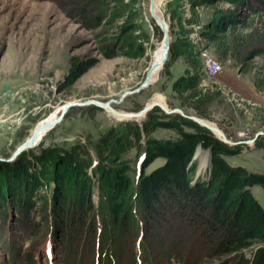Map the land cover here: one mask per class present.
<instances>
[{
	"label": "rangeland",
	"instance_id": "1",
	"mask_svg": "<svg viewBox=\"0 0 264 264\" xmlns=\"http://www.w3.org/2000/svg\"><path fill=\"white\" fill-rule=\"evenodd\" d=\"M72 1L78 5L92 2L0 0V159L10 158L29 139L32 130L37 129L38 122L52 116L65 104L90 100L101 103L118 101L126 92L136 90L146 78L151 54L163 34L161 30L158 35L154 32V26L158 25L150 18L149 0L140 3L143 9L141 22L149 34V41L144 43L143 53L137 57L116 54L104 57L101 51L105 45L115 43L118 25L103 24L86 29L77 19L69 17L74 9ZM158 5L171 29L166 1L158 0ZM219 6L229 7L225 3ZM184 7L188 9L187 5ZM105 8L101 5L100 10ZM210 13L209 9L200 10L201 24ZM255 23L264 38V13L256 18ZM190 38L202 48L203 80L200 88L204 93L217 95L205 117L197 116L187 105L183 106V99L171 90L173 81L187 68L181 60L173 63L168 73L165 72V62L161 66L159 81L140 93L129 95L120 104L112 103L111 107L125 113H139L156 94H160L169 109H180L186 115L213 123L224 133L230 142L227 144L229 147H240L238 153L226 158L231 166L264 175V143L257 145L264 142V44L256 45V48L246 47L241 56L224 60L195 34H190ZM91 58H97V64L73 84L65 86L75 65ZM209 61L222 65L221 74L214 78H208L204 72ZM125 120H117L109 115L107 109L94 105L75 106L30 150L38 153L42 147L49 146L69 150L80 144L90 150L94 167L96 158L92 149L95 142L101 134ZM130 121L142 123L136 119ZM154 135L159 139L176 137L174 132L163 129ZM210 155L209 150L198 146L189 164H195L196 174L198 172L204 179L208 178L211 168ZM130 156H135V151ZM205 159V166L201 167ZM161 164L162 161H157L154 167ZM252 193L264 209V188L254 186ZM98 203L96 193L93 197L95 209ZM41 206L38 203L25 216L6 207L10 217L7 220L0 217V264H13L17 260H24V264L28 262L25 260H34L35 264H101L98 255L101 227L112 224L104 212L98 213L94 209L93 216L100 223L91 233L89 229L85 230V227L89 228L91 218L82 230L78 213L73 218V213L70 214L63 234L57 238L43 221L45 213ZM178 206L176 201H168L151 219L144 212L139 218L148 219L147 223H150L149 226L144 224L145 232L136 233L132 226L121 237L114 238L112 244L123 253L119 264L143 262L145 250L141 249V244L150 254L146 264L152 260L161 264H182L183 261L184 264H250L256 251L264 246L258 244L238 255L209 259L208 242L196 234L195 224L189 221L190 212L180 214L176 212ZM25 220H29L31 228L26 229ZM144 233L147 235L145 239ZM105 243L106 247L110 245Z\"/></svg>",
	"mask_w": 264,
	"mask_h": 264
},
{
	"label": "trees",
	"instance_id": "2",
	"mask_svg": "<svg viewBox=\"0 0 264 264\" xmlns=\"http://www.w3.org/2000/svg\"><path fill=\"white\" fill-rule=\"evenodd\" d=\"M165 1L173 36L165 72L179 60L187 65L183 75L173 81L171 90L183 99V106L205 117L217 95L204 93L200 88L202 48L190 34L204 40L205 46L214 49L224 60L239 57L246 47L264 44L255 23L264 13V0ZM141 2L92 0L78 5L72 1L74 9L68 15L86 29L103 24L118 25L115 43L105 45L102 55L137 57L143 53L144 43L149 41L141 22ZM222 3L229 7L221 8ZM101 5L106 8L100 10ZM203 9L211 13L201 24L200 10ZM154 32L161 34L158 26H154ZM97 62V58H91L77 63L65 86L73 84ZM160 129L172 131L176 137L159 139L154 134ZM261 143L264 142L257 145ZM198 146L211 154L206 179L196 174L195 164L189 165ZM239 149L229 147L209 130L180 114L168 115L154 108L141 125L125 120L101 134L92 149L96 158L94 167L90 150L80 144L69 150L42 147L38 153L23 152L12 163L0 162V217L6 220L10 217L5 210L7 206L24 215L40 203L45 213L43 221L51 227L54 237L63 234L72 213V218L78 213L82 230L91 218L89 228L85 227L91 233L100 223L93 216V197L97 193L99 205L95 210L104 212L112 221L109 226L101 225L99 262L119 264L123 253L112 244L113 239L121 237L132 226L136 233L145 232L144 224L149 226L150 223L139 215L145 212L148 218H154L165 203L174 200L179 205L176 212H190L189 221L195 224L196 234L208 242L209 259L238 255L264 244V209L252 193L254 186L264 188V175L250 173L226 161ZM132 151H135L133 157L130 156ZM157 161L162 164L154 167ZM24 225L26 229L32 227L29 220H25ZM146 237L144 233L143 239ZM105 242L110 245L106 247ZM141 249L145 250L143 262L136 264L150 260L146 246L141 244ZM25 262L35 264L34 260ZM153 262L161 264L158 260L150 264ZM13 264H24V260ZM250 264H264V246L256 251Z\"/></svg>",
	"mask_w": 264,
	"mask_h": 264
},
{
	"label": "water",
	"instance_id": "3",
	"mask_svg": "<svg viewBox=\"0 0 264 264\" xmlns=\"http://www.w3.org/2000/svg\"><path fill=\"white\" fill-rule=\"evenodd\" d=\"M150 10H151V12L153 14H155L156 6H155L154 0H150ZM158 27L160 28V30L163 33V45H164V49H165V53H164V56H163V59L161 60V62H164V61L167 62L168 61L169 52L171 50L172 41H173L170 25L167 23V21L165 19H162V20H159ZM150 85H152V84L149 82V75L147 74L144 82L136 90L130 91V92H126L120 98V100H118V101L117 100H112L109 103H101V102H98V101L90 100V101H87V102H71V103L65 104L64 105V110H63L62 114L60 115L58 121H56L54 123H50V124H44L45 127H43V126L42 127L43 128H49V131L54 129L56 126H58L62 122L65 114L67 113V111L70 108L75 107V106L94 105V106H96L98 108H102V109L110 108V109L114 110L111 107L112 103L120 104L129 95L140 93L142 90H145ZM154 108H160L165 114H168V115L175 114V113L180 114L181 116H183V117H185V118H187L189 120L194 121L195 123H197L201 127L206 128L207 130H209L211 133H213L219 140H221L225 144L230 143L226 139L224 133L220 129L217 128V132L220 134V135H218V134H216V132L214 131V129L212 127H210L208 124L200 121V119L197 116L186 115L180 109H172L171 110L168 107H165L162 104L157 103V102H154L152 104L146 105L143 108V110H141L137 114L130 113V114L126 115V117L129 118L127 120H132L131 118H135V117H138V116H143L140 119H136V120H139V121L143 122L145 120L146 116H147V113L150 112L151 110H153ZM37 145H38V143H36V128H34L32 130V132H31V135H30L29 139L26 142H24L22 145H20L10 158H8V159H0V160L1 161H7V162H13V161H15L17 159V157L20 154H22L23 152H25L27 150H30V149L34 148Z\"/></svg>",
	"mask_w": 264,
	"mask_h": 264
},
{
	"label": "bare ground",
	"instance_id": "4",
	"mask_svg": "<svg viewBox=\"0 0 264 264\" xmlns=\"http://www.w3.org/2000/svg\"><path fill=\"white\" fill-rule=\"evenodd\" d=\"M149 2H150V0H149ZM154 2H155V6H156V11H155V14H153L150 10V12H149L150 18L152 20H154L156 25H159V20H162L164 18H163V15L161 13V10L159 9L158 0H154ZM149 8H150V6H149ZM164 53H165V49H164V45H163V34H162V37L156 43L154 52H152V54H151V61H150V65H149L150 67H149V71L147 72V74L149 75V82L151 84H154L160 80L161 70H162L161 66L166 62V61L161 62V60L163 59ZM209 63L213 67L222 70V65L219 62L209 61ZM204 72L208 78L213 77V68H207V63L205 65ZM154 102L160 103L163 106L167 107V105L164 103L165 101H163L162 95H160V94H156V96L150 102H148L147 105L152 104ZM63 110H64V107H60L54 111L52 116H49V117L41 120L40 122H38V127L36 129V143H40V141L44 138V136L49 131V128H43V127H45L44 124H50V123H54V122L58 121L59 116L62 114ZM107 112L109 113V115L111 117L116 118L117 120L129 119L128 117H126V115H128L130 113H125L123 111H117L115 109L112 110L110 108H107ZM134 114H137V113H134ZM142 117L143 116H138V117L131 118V119H137V118H142ZM200 121L208 124L210 127H212L214 129L216 134L220 135L217 132V127L213 123L207 122V121L202 120V119H200ZM197 154H199V150H198ZM205 163H206V159L202 162L201 167H204Z\"/></svg>",
	"mask_w": 264,
	"mask_h": 264
},
{
	"label": "built area",
	"instance_id": "5",
	"mask_svg": "<svg viewBox=\"0 0 264 264\" xmlns=\"http://www.w3.org/2000/svg\"><path fill=\"white\" fill-rule=\"evenodd\" d=\"M207 68H213V77L212 78L218 76L222 72V70L213 67L209 62H207Z\"/></svg>",
	"mask_w": 264,
	"mask_h": 264
}]
</instances>
